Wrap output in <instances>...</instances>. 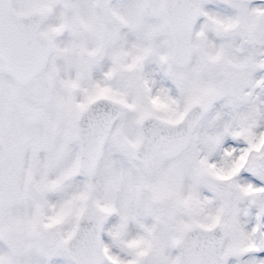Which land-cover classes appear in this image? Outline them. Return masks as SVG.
Wrapping results in <instances>:
<instances>
[{
    "label": "snow or ice",
    "instance_id": "6c2138e0",
    "mask_svg": "<svg viewBox=\"0 0 264 264\" xmlns=\"http://www.w3.org/2000/svg\"><path fill=\"white\" fill-rule=\"evenodd\" d=\"M0 264H264V0H0Z\"/></svg>",
    "mask_w": 264,
    "mask_h": 264
}]
</instances>
